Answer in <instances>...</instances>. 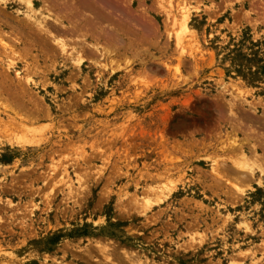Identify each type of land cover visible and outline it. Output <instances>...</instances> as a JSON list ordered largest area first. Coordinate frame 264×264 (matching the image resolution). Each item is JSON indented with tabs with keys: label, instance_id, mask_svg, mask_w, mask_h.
Returning a JSON list of instances; mask_svg holds the SVG:
<instances>
[{
	"label": "rangeland",
	"instance_id": "1",
	"mask_svg": "<svg viewBox=\"0 0 264 264\" xmlns=\"http://www.w3.org/2000/svg\"><path fill=\"white\" fill-rule=\"evenodd\" d=\"M60 1L0 0V264H264V0Z\"/></svg>",
	"mask_w": 264,
	"mask_h": 264
},
{
	"label": "bare ground",
	"instance_id": "2",
	"mask_svg": "<svg viewBox=\"0 0 264 264\" xmlns=\"http://www.w3.org/2000/svg\"><path fill=\"white\" fill-rule=\"evenodd\" d=\"M18 1V0H17ZM22 3L20 4L21 6L19 7V10H25V14L28 16V19L29 20H26L24 22V20H20V23L21 25H24V27H28V28H34L36 30H38L39 32L45 34V35H48V37L52 36L50 34H52V31H51V28H53L54 30L56 29L57 31H60V30H65L66 32L72 34V33H78V31H76V28L77 26H75L74 24H72L71 26L66 22V18L62 16L60 17H54V21L53 22H50L49 19L50 18V14L49 13H46L45 10H49L51 11V9L53 7H57V4L58 6L61 7V5H63V1L61 2L59 0V2L57 3L56 0H20ZM69 1V0H67ZM79 1V0H78ZM85 1V3L91 7V4L93 5V2L91 0H83ZM82 1V2H83ZM98 1V0H97ZM2 2V1H1ZM70 2V1H69ZM37 4H41V6L44 8V11L43 9H41V7H39V9L37 8ZM70 4V3H69ZM76 4V2H75ZM72 5V4H71ZM71 5H68V6H71ZM78 5V4H76ZM40 6V5H39ZM59 7V8H60ZM67 7V6H65ZM73 8V7H72ZM57 9V8H56ZM70 10V8L68 9ZM66 11V10H65ZM73 11V10H72ZM48 12V11H47ZM57 12V11H56ZM60 12V11H59ZM58 12V13H59ZM63 12V11H62ZM68 12V11H67ZM39 13V16H37V14ZM70 13V12H69ZM187 13V12H186ZM60 14V13H59ZM75 15V14H74ZM80 15V14H79ZM19 17V16H18ZM76 19V18H75ZM188 19V18H187ZM70 21V19H68ZM74 21V20H73ZM55 23V24H54ZM72 23V22H70ZM80 23V22H79ZM51 26V27H50ZM82 27V25H81ZM80 29V28H79ZM78 29V30H79ZM24 30V29H23ZM76 31V32H75ZM55 33V32H54ZM59 33V32H58ZM61 34V33H60ZM54 35V34H53ZM64 35V34H63ZM75 35V34H73ZM53 38V37H52ZM51 38V39H52ZM56 39H59L56 38ZM63 39V38H62ZM64 40V39H63ZM61 42V41H60ZM66 43V41H63ZM62 42V43H63ZM56 44H58L56 42ZM67 44V43H66ZM89 44H92V43H89ZM68 45V44H67ZM94 45V44H92ZM59 47V46H58ZM94 47H96L94 45ZM93 47V48H94ZM51 48V47H50ZM61 49V55L63 53V55H68L69 50H67L66 48V45L63 43L60 47ZM69 48V47H68ZM97 49V48H96ZM95 51V50H94Z\"/></svg>",
	"mask_w": 264,
	"mask_h": 264
}]
</instances>
